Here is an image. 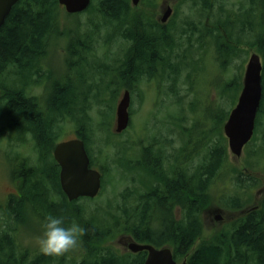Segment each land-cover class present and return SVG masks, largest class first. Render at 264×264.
I'll list each match as a JSON object with an SVG mask.
<instances>
[{
    "label": "trees",
    "instance_id": "16d2710c",
    "mask_svg": "<svg viewBox=\"0 0 264 264\" xmlns=\"http://www.w3.org/2000/svg\"><path fill=\"white\" fill-rule=\"evenodd\" d=\"M97 1V5L92 1L87 12L100 16L101 19L92 18L88 28L92 26L93 29H87L84 35L77 32L80 47L71 42L69 58L66 60L67 74L53 82V86L47 87L44 102L30 93L28 88L31 83L39 84V80L47 76L41 62L48 54L49 40L60 34L61 6L58 0H20L0 29V115L3 112L8 115L6 128L11 133L10 140L15 133L25 135L29 131L32 132L35 151L39 153L41 164L33 166L29 158L17 154L14 160L16 169L12 168L11 177L13 178L14 174L19 195L14 193L9 196L6 209L4 208L5 216L18 226L25 225L29 220L30 206L34 214L46 210L48 214L63 216L66 224L76 220L86 229L78 243L81 248L80 258L78 256L68 262L66 252L57 256L23 248L10 230L2 227L0 221V264H144L145 252L130 256L109 245L120 234L131 235L140 243L153 244L158 248L167 245L172 248L174 258L179 263L187 257L188 264H264V203L246 218L225 224L210 239L200 240L205 227L204 210L214 204L225 209L238 210L243 206V195L235 193V188L238 186V189L245 193V190L239 187L248 188L249 191L258 187V179L245 177L244 172L230 162L227 139L222 133V125L230 113L226 107L213 116L217 120V128L202 130V139L198 145L191 138L182 150L172 155L161 149L154 152L156 138H153L154 143L144 146L141 149L143 159L130 170L135 172L138 168H143L151 177L150 186L138 196L122 193V207L116 204L115 208L113 205L104 208L98 204L88 210L85 204L80 203L84 199H101L106 185L104 181L98 197L68 201L59 181L60 166L53 156L54 148L59 143L62 123L70 118L71 122L75 123L77 137L84 139L87 150L88 146H91L92 155H89L92 166L98 168L100 159L104 163L100 167L101 172L110 174L113 164L119 161L121 165L123 158L117 159L119 152L113 154V148L109 149V144H113L107 140V135L120 137L126 132L116 134L113 131L108 118L113 114L114 107L100 98L102 92L96 91V84L83 93L76 90L70 77L72 67L76 65L80 71L85 65L96 70V60L90 62L87 57L90 58V52L96 56L94 46L104 27L112 29L107 42L118 44L119 40L123 39L127 48L123 49L124 57L105 66L106 76L111 81L103 93L110 94L112 99H118L119 90L135 92V87L139 89L138 85L142 81L150 80L160 72L164 82L173 78L171 91L176 94L178 90L175 81L180 72L187 69L189 52L193 51L194 57L198 56L201 50L209 46V41L213 42L216 62L226 71L231 69L234 60L240 58L243 45L257 48L264 60L263 26L257 30L251 21L255 14L264 17V0H250L252 8L249 11L245 5L236 11L239 17L246 18L247 28L245 24L236 26L234 10L229 11L222 22L216 23L221 27L210 29L204 25L201 29L198 28L199 38L196 42L200 52L197 54L193 50V27L182 31L191 36L187 45L175 39L169 41L166 26L146 13H140L132 6L131 0ZM153 4L154 0H149L146 5L155 6ZM68 35L71 40L73 34ZM85 37L87 44L83 42ZM177 49L184 52L183 57ZM174 55L183 61L184 68L182 62L171 60ZM74 57L79 60L75 64ZM78 75L85 83L83 72ZM9 76L16 79L14 84H8ZM241 76L233 75L232 82L229 81L231 83L223 82L219 91L221 99L230 97L236 86V99L238 98L242 88ZM34 77L38 78L37 82H34ZM190 77L189 74V81ZM113 80L116 81L118 90L111 93ZM191 86L193 89L192 84ZM103 101L107 110H103V120L97 123L93 112L95 106L103 105ZM231 104L234 106L236 100ZM263 116L264 93L255 135L249 147L264 128ZM261 140L263 145L260 150L249 154L248 163L251 168L256 165V168L264 170V135ZM100 141L106 142L105 149L100 148L98 157H95L93 145ZM197 155L200 156L195 164L193 160L197 159ZM255 156L259 160H253ZM161 159L167 160V165H162ZM220 175L231 176L237 181V186L230 190L233 191V197L222 204H219L218 200L214 202L216 192L211 195L217 190L216 180ZM232 179L224 184L233 182ZM57 194H60L61 198L55 200L54 195ZM177 208L180 210V216L175 214ZM119 210H122L120 217L115 212Z\"/></svg>",
    "mask_w": 264,
    "mask_h": 264
},
{
    "label": "rangeland",
    "instance_id": "374dc122",
    "mask_svg": "<svg viewBox=\"0 0 264 264\" xmlns=\"http://www.w3.org/2000/svg\"><path fill=\"white\" fill-rule=\"evenodd\" d=\"M92 1H94V4L97 5V0ZM164 1L167 0H154L153 5L155 6L149 7L146 5L147 3L149 4V0H145L142 4L136 7V9L140 13H146L148 16L156 20V17H159V15L161 14L160 8L162 2ZM185 1L186 0H184L183 4H181L178 8L179 11L177 15L182 16L190 23L189 25H186L184 22V26H180V24L177 23V30H180L179 35H181V38H179L178 41L185 43L184 45H187L188 43H190V37L192 36V42L195 45L193 47V50L197 54L200 52L199 44H197L196 42V40L199 38V32L197 30L198 28L201 29V27L206 25V15H200L198 11L199 7H197V3L194 0H188L186 1V3ZM232 1L233 0H222V2L224 3L222 11L220 12V10L214 8V10L210 12L214 22L218 23L224 20L226 14L228 13V10H231L230 3ZM251 8V5H246L247 11H249ZM64 10V7L61 6L59 11L60 34L58 35V37L49 40L50 42L48 47V54L46 58L41 62V66L43 67V70L47 72V76L42 77L39 80V84L31 83V86H29L28 88L30 89V93H33L34 96L38 97L41 102H44L45 100L47 87L67 74L68 68L66 65V60L67 58H69V48L71 47V42H74L75 46L80 47L77 32L80 33V35H84L87 32V29L88 31L93 29L92 26L88 28V23L92 18L93 20L101 19L100 16H96L95 14L87 11L77 15H69ZM236 11L237 10H234V19L236 21V26L241 27L243 24H245L247 28L248 23L246 21V18L239 17L236 14ZM198 18H200L201 20H199ZM243 21H245L246 23H244ZM251 21L254 28H257V30H259L261 29L262 25L264 30V17L262 15L255 14V16L251 17ZM192 27L194 32L191 36L182 33V31L184 32V30ZM111 33L112 29L104 27L100 35L97 37L98 39L94 46V54H96L97 57L95 55L93 56V52H90V58L87 57L90 62L96 60V70H93L92 68L85 65L84 68H82L80 71V68H78V66L76 65L72 67L73 71L70 77L72 78L76 90H79L83 93H85L91 85L96 84V91L102 92V96L100 98L102 100L110 102V104L114 107V112L112 111L113 114H111L108 118V120L112 124V128L114 131L116 122V108L125 90H119L118 99H112L110 94L103 93L106 92L104 89H106L108 82L111 81L109 80V77L106 76V71L104 68L110 62L111 64H114V61L116 59L118 60L122 58V56L124 57V50L127 48V45L123 39L119 40V45L116 44V42H107L106 39ZM68 34H73V36H71V40ZM83 42L87 44L88 41L86 37ZM209 43V46L206 49L201 50V52L197 54L198 56L196 57H194L193 51L189 52L187 58V69H183L175 81L178 93L175 94L171 91V79L173 78H170L168 82H164V80L162 79V73L160 72L157 73L154 78L150 80L148 79L149 81H142L138 85L139 89H137V86L135 87L136 91L132 92L131 125L126 130L125 134L120 137L107 135V140H109L114 146L113 147L109 144V147L111 146L109 149L111 150V148H113V154L119 152V156L117 157V159H120L121 157L123 158L121 160V165L118 161L112 165V171L110 172V174H103V181L104 184L106 183V185L102 191V195H104L101 199L96 201L84 199V201L80 202L81 204H85L88 210L95 208L98 204L104 208L108 205H113L115 208L116 204H120V207H122V205L124 204V200L121 197L122 193L127 192L129 194H134V196H138L149 188L151 177L147 175L146 171L140 167L137 169V171L132 172L130 168H134L138 164V162L143 159L144 155L141 149H143L144 146H149L150 144L154 143L153 138H156V143H154V152L161 149L171 155L177 154L180 150L183 149L184 145L191 138V140L198 145V143L202 139V130H210L218 127L217 120L213 116L219 113L222 108L226 107L227 110L231 111L236 106V104L232 106L231 102L236 100L237 103V86L234 87L233 93H231V96L227 99L226 97H223L221 99L219 96V91L223 85V82H229L233 75L238 76L239 74H241L243 84V78L245 75V69L249 57L252 53L259 52L255 47L245 45L241 46L242 51L240 58L233 61L231 69H228L227 71L229 72H227L220 66L219 63L216 62L213 42L209 41ZM203 51H206V53H204ZM177 52L181 57H183L184 52L181 49H177ZM73 60L74 64L79 61L77 57H74ZM171 60H173V62L176 61V63H183L182 60L177 58V55L172 56ZM52 72L53 74L51 75ZM81 72H83L84 74L83 77L85 78V83L82 82L83 80L80 79V76L78 75ZM189 74L191 76V83L189 81ZM37 80L38 78L34 77V82H37ZM14 81L16 82V79H13V77L11 76L7 78V82L9 85L14 84ZM112 82L113 85L111 88V93L118 90V88L116 87V81L113 80ZM191 84L193 85V89ZM93 103L96 102L93 101ZM103 110H107V105L105 104V102L103 103V105L95 106L93 117L95 118L97 123L103 120ZM7 122L8 115L7 113L3 112L0 115L1 225L2 227H4V229L10 230L11 234L15 236L16 240L20 245H22L23 248L41 252L37 244V237L40 236L43 232V223L45 216L48 214L47 211H39L34 214L33 209L29 206V220L27 221V224L19 226L5 216V206L7 205V199L14 193L18 194L16 189L17 183L15 182L14 174L13 178L11 177L12 168L13 170L16 169L14 160L17 157V154H21L23 157L29 158L31 165L33 166L41 165L39 163V153L38 151H35V142L30 140V138L32 139V137L28 134L21 135L15 133L14 135H12V140H10L9 137L11 136V133L7 130L8 126L6 128ZM224 123L222 125L223 135ZM62 124L63 127L61 128L60 132L61 135L58 138L59 142L66 141L77 136L74 121L71 122V119L67 118L66 122ZM58 130L59 129H57V131ZM263 133L264 128H262L260 133L257 135V140L253 142L250 147H245L244 154L241 158L235 157L229 151L228 139L224 135V137L227 139L226 145L230 162L235 167L239 168L241 172H244L245 177L258 179V187L252 189L251 191H249L248 188L243 189L242 187H239L241 188V190H245V193H242L238 189L236 180L232 179L231 176L229 177L220 175L216 180L217 190L211 193V195L213 196V193L215 194L216 192V199L214 202L218 200L219 204H222L226 200L229 201V199L233 197V191L230 190H233V188L236 186L237 187L235 188V193L245 194L241 196V198L243 199L242 203L244 208H250V206L256 205V203L258 202H262L264 194L257 192L260 191L261 188L264 189V170L256 168L255 164V168H251V165H249L248 161L250 160L249 154L252 151L260 150L261 146L263 145V141L261 140L264 135ZM105 144V141H100L93 145L95 157H98L100 148L105 149ZM88 152L92 155L91 146H88ZM199 156L200 155H197V159L193 160L195 164L198 163L197 160ZM253 160H259V158L255 156L253 157ZM98 164V169L100 170L101 165H104V163L99 159ZM231 179L233 182L224 184L225 181H231ZM60 198V194L54 195L55 200H58ZM246 198L249 200H244ZM61 201L62 203L64 202L63 200ZM215 207H218V204L210 205L208 207L210 208V210L207 211V208L203 214L205 227L202 238L200 240L210 239L211 237H213L214 233L222 229V227L224 226L223 223L220 225H214L209 221L210 217H213L211 212ZM225 210L226 214H224V217L227 220L226 223L237 217L235 216L233 218H229L230 216L235 214L234 212H237L238 210ZM115 212L120 217L122 210ZM121 235L122 234L115 237L109 243V245H112L117 251H120L122 249V245L119 243ZM66 253L68 255V262H72L73 258H78V256L80 258V245L78 244L75 248L67 251Z\"/></svg>",
    "mask_w": 264,
    "mask_h": 264
},
{
    "label": "water",
    "instance_id": "95a60500",
    "mask_svg": "<svg viewBox=\"0 0 264 264\" xmlns=\"http://www.w3.org/2000/svg\"><path fill=\"white\" fill-rule=\"evenodd\" d=\"M20 0H0V29L5 24L13 7ZM92 0H58L68 14H80L91 5ZM138 6L141 0H131ZM167 9L161 19L166 23L171 15ZM263 63L257 53H253L247 63L243 78V88L236 106L231 110L224 123L223 132L228 138L230 152L237 158L242 157L245 146L252 140L256 119L263 98ZM1 95V91H0ZM131 92L125 90L116 108L114 130L123 133L131 123ZM54 159L60 166V185L68 201L81 198H96L102 190V172L91 166L83 138H74L58 143L53 152ZM129 248L133 253L147 252L144 264H178L169 247L157 248L152 244H141L132 240ZM181 264H188L183 261Z\"/></svg>",
    "mask_w": 264,
    "mask_h": 264
},
{
    "label": "flooded vegetation",
    "instance_id": "af4514ba",
    "mask_svg": "<svg viewBox=\"0 0 264 264\" xmlns=\"http://www.w3.org/2000/svg\"><path fill=\"white\" fill-rule=\"evenodd\" d=\"M186 1H188V0H186ZM186 1H185V3H186ZM194 1L197 3V7H199L198 11H199L200 15L201 16L206 15L205 20H206L207 28L209 27L210 29H215L216 27H221L220 24H216V22L213 21V18H212V15L210 12L212 10H214V8H217L221 12L223 9V6H224V3L222 2V0H194ZM183 2H184V0H167V1L162 2L161 8H160L161 14L159 15V17H156V20L160 24L166 26V36H167V38H169L168 39L169 41H170V39H171V41H172V39L174 41V39L178 40L180 38V35H179L180 30H177V23L180 24V26H182V25L184 26V22L186 25H189V23H190L189 21L185 20V18H183L182 16L177 15V13L179 11L178 8L180 7L181 4H183ZM230 4H231V7H230L231 10L229 9L228 12L232 11V10H238V9L242 8L244 5L245 6L250 5L251 2H250V0H246V1H244V0H233ZM167 9H171L172 13H171L167 23L163 24L162 22H160V20L162 19L163 14ZM198 19L201 20L200 18H198ZM262 61L264 63L263 57H262ZM28 135H30L32 137V139L30 138V140L34 141L32 132L29 131ZM161 161H162V163H161ZM161 161H160V163L162 165H164V164L167 165V160L161 159ZM257 193H263L264 194V189L261 188V190L258 191ZM242 195H245V194H242ZM263 203H264V197H263L262 202H260V203L258 202V203H256V205L250 206V208H244L242 206L240 209H238L237 212H234L235 214H233L232 216L229 217V218H233V217L237 216L233 220H231L230 222L237 220V219L246 218L248 215L253 213L255 210L257 211L258 209H260L262 207ZM210 208H208L207 211H209ZM213 209L214 210H212V212H211L213 217H210L209 221L212 222L214 225H216V224L220 225L222 223H223V225H225V223L227 221L224 217V214H226V210L224 208H222L220 205H218V207H215ZM205 211L206 210H204V212ZM204 212H203V214H204ZM175 214H178V216L181 215L179 208L175 209ZM230 222H228V223H230ZM228 223H226V224H228ZM132 240L137 241L131 235L122 234L120 236L119 243L122 245V249L120 250V252L122 254L132 256V255H137L139 253H142V252L133 253L130 250L129 244ZM145 244H148V243H145ZM163 247H169V246L166 245ZM163 247H159V248H163ZM143 252H145V251H143ZM145 254H146V258H147V252H145ZM184 260H187V257L184 258ZM178 264H180V263L178 262Z\"/></svg>",
    "mask_w": 264,
    "mask_h": 264
},
{
    "label": "clouds",
    "instance_id": "9594fccd",
    "mask_svg": "<svg viewBox=\"0 0 264 264\" xmlns=\"http://www.w3.org/2000/svg\"><path fill=\"white\" fill-rule=\"evenodd\" d=\"M85 231L76 220L66 224L63 216L47 214L43 232L37 237L39 250L47 255H62L78 245Z\"/></svg>",
    "mask_w": 264,
    "mask_h": 264
}]
</instances>
